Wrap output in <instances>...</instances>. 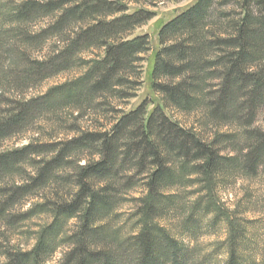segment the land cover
Masks as SVG:
<instances>
[{
    "label": "trees",
    "instance_id": "obj_1",
    "mask_svg": "<svg viewBox=\"0 0 264 264\" xmlns=\"http://www.w3.org/2000/svg\"><path fill=\"white\" fill-rule=\"evenodd\" d=\"M218 2L198 0L159 30L150 85L162 109L148 112L143 102L128 113L114 110L107 131L0 151V264H50L60 248L57 264H212L221 248L202 253L193 242L221 223L223 264H264L256 222L242 216L241 206L220 208L215 196L228 180L264 173V130L251 127L264 108V0H242L235 15L216 10ZM125 11L119 1L0 0V105L7 84L29 88L86 65L82 77L0 109V142L45 110L131 97L125 89L137 84L150 41L125 38L146 21L139 12L120 15ZM44 18L52 24L29 33V24ZM51 37L63 46L44 60L32 58L30 48ZM88 50L100 54L82 61ZM163 109H200L203 126L236 124L241 144L233 134L206 140ZM222 145L234 154H222ZM194 183L201 194L188 204L178 190ZM138 185L141 195L126 199ZM27 199L37 201L14 212ZM125 202L134 205L127 229L114 225ZM41 216L50 221L34 232L32 249L9 244L4 230Z\"/></svg>",
    "mask_w": 264,
    "mask_h": 264
},
{
    "label": "rangeland",
    "instance_id": "obj_2",
    "mask_svg": "<svg viewBox=\"0 0 264 264\" xmlns=\"http://www.w3.org/2000/svg\"><path fill=\"white\" fill-rule=\"evenodd\" d=\"M17 2L19 0H6ZM119 1L126 7V11L120 15H131L135 12L142 14L146 21L136 27L130 34L126 35V39L147 36L150 41V50L141 56L140 69L137 84L132 89H125L131 97L129 99L119 100L110 98L103 100L97 98L94 102L86 105L85 108L59 107L53 110H45L37 114L32 124L25 130L19 131L15 136L0 142V151L14 150L29 144H54L59 141L67 140L75 137L81 131H98L103 132L109 130L117 116L114 110L128 113L136 109L141 103L148 104V112L156 107H161L160 97L153 92L150 85V71L153 66V56L160 49L158 40V32L161 27L173 20L185 10L192 7L198 0H106ZM242 0H219L216 10L224 13H232L239 11L237 5ZM234 12V13H233ZM232 15V16H233ZM53 22L52 18H44L36 23L29 24V33L32 35L39 34L47 29ZM62 43L57 37H51L43 43L41 47L30 48L29 53L32 58L44 60L53 50L62 47ZM98 50H88L80 55L82 61H89L99 56ZM81 61V62H82ZM86 72V65H78L77 67L45 79L40 84L29 88H18L14 85H5L3 91L4 103L0 105L1 110L13 108L11 103L17 101H27L37 99L48 93L51 89L61 86L67 82L82 77ZM134 78V77H133ZM165 115L172 121L179 122L182 126L192 128L197 131L204 139L209 140L215 133L237 135L238 144H241L240 127L236 124L225 126H203V114L200 109L188 115L180 114L174 110H164ZM253 129L264 130V108L258 111L255 120L251 126ZM243 144V143H242ZM222 154L233 155L234 152L226 147L221 146ZM220 188H216V202L222 209L233 210L237 206L243 208L242 216L250 221L256 222V230L260 240L264 239V173L259 172L256 177L245 178L242 176L235 177L225 182ZM200 187L197 184L179 187L178 194L188 204L192 203L201 193H197ZM196 192V193H195ZM141 195V187L138 185L134 191L127 193L125 198L130 200ZM37 200H28L14 212L25 213L32 204ZM134 205L125 202L119 208V217L116 226L127 229L130 225L128 221L134 211ZM241 210V211H242ZM179 216H174L170 220L172 230L178 228L180 222ZM50 219L44 216L34 217L30 220L19 223L13 229L4 230V236L8 239L9 244L17 246L23 250H30L35 244V234L38 226L46 224ZM209 222L210 217L204 222ZM176 231V230H175ZM226 238L225 226L218 224L210 232L202 231L195 242L202 253H209L213 250L221 248L212 264H223L227 258L223 247H220ZM64 248H60L52 256L50 264H57L64 252ZM3 259L0 258V261Z\"/></svg>",
    "mask_w": 264,
    "mask_h": 264
}]
</instances>
